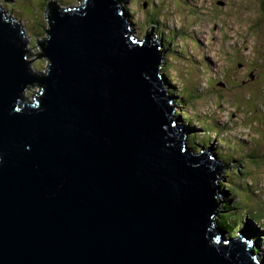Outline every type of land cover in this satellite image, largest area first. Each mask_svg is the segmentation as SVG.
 Returning a JSON list of instances; mask_svg holds the SVG:
<instances>
[{
  "label": "water",
  "instance_id": "obj_1",
  "mask_svg": "<svg viewBox=\"0 0 264 264\" xmlns=\"http://www.w3.org/2000/svg\"><path fill=\"white\" fill-rule=\"evenodd\" d=\"M124 4L49 2L44 70L0 6V264H262L216 226L233 165L189 144Z\"/></svg>",
  "mask_w": 264,
  "mask_h": 264
},
{
  "label": "rangeland",
  "instance_id": "obj_2",
  "mask_svg": "<svg viewBox=\"0 0 264 264\" xmlns=\"http://www.w3.org/2000/svg\"><path fill=\"white\" fill-rule=\"evenodd\" d=\"M51 1L0 0L9 15L22 21L33 50L30 58L40 70L48 60L39 56L38 40L47 36ZM54 1L61 6L85 2ZM124 8L135 35L152 33L163 43L165 87L178 96L174 113L180 122H187L186 115L192 119L188 124L202 128L189 132V144L197 151L211 148L222 164L233 165L222 172L217 224L226 237L222 224L235 220L238 237H245L246 226L256 228L260 233L252 250L258 249L255 254L264 264V1L125 0ZM25 93L33 99L32 87ZM184 108L190 115L181 112ZM225 183L235 185V194ZM259 212L261 218L255 215Z\"/></svg>",
  "mask_w": 264,
  "mask_h": 264
},
{
  "label": "trees",
  "instance_id": "obj_3",
  "mask_svg": "<svg viewBox=\"0 0 264 264\" xmlns=\"http://www.w3.org/2000/svg\"><path fill=\"white\" fill-rule=\"evenodd\" d=\"M264 1V0H263ZM164 40H168L169 42L171 41V38L170 37H168V36H165V38H164ZM168 74L167 72H164V74ZM262 75H264V73H262ZM184 89H186V88H184ZM183 89V93L185 92L186 93V91ZM171 93H173L174 94V91L172 92L171 91ZM184 93V94H185ZM187 94V93H186ZM188 95V94H187ZM187 95H185V97L187 96ZM188 98H189V95H188ZM182 112L183 113H185V114H187V113H189V115H190V112L188 111V109H186V108H184V109H182ZM185 117H186V115H185ZM187 120H192L191 118H187L186 119V121ZM192 137V136H191ZM191 137H189L188 139L191 141V142H193L192 141V139H191ZM226 184V183H225ZM227 185V189H229L233 194H235V190H236V187H235V185L234 184H232V183H227L226 184ZM221 186H223V183L221 184ZM234 209H238L239 207L237 206V203H234ZM229 211H230V209H228ZM228 213H231V212H228ZM228 213H226L225 215H224V218H226V216H227V214ZM258 214H261V212H259V213H255V215H258ZM258 218H261V216H259L258 215ZM235 219H236V217H235ZM241 224H242V222H240ZM219 224V226H221V222H219L218 223ZM217 224V225H218ZM223 226H225L224 228H226L228 231H229V233H228V235H232L233 233H234V231L238 228V225H237V222H236V220H235V222L233 223V224H231L230 226L229 225H224V224H222ZM244 226V225H243ZM244 231L246 232V234L248 235V236H250V237H252V239H254L253 237H257V235H258V233H260L256 228H253V226L251 227V226H246L245 227V229H244ZM256 251V250H255ZM264 260V259H263Z\"/></svg>",
  "mask_w": 264,
  "mask_h": 264
},
{
  "label": "clouds",
  "instance_id": "obj_4",
  "mask_svg": "<svg viewBox=\"0 0 264 264\" xmlns=\"http://www.w3.org/2000/svg\"><path fill=\"white\" fill-rule=\"evenodd\" d=\"M182 113H183V112H182ZM184 116H185V115H184ZM186 118H187V116H186L185 119H183V120H186ZM184 122H185V121H184ZM204 131H206V130H204ZM188 142H189V141H188ZM218 225H219V224H218ZM237 229H238V228H237ZM237 229L234 231V233H235V232L237 233ZM225 230H227V229L225 228ZM227 231H228V230H227ZM228 233H229V231L227 232V234H228ZM234 233L232 234V237L235 236ZM244 233H245V231H244ZM230 236H231V235H230ZM248 237H249L248 239H249L250 242H251V238H252V237H250V236H248ZM253 238H254V237H253ZM259 238H260V237H259ZM257 240H258V239H255V238H254V242H256ZM263 240H264V239H263ZM257 242H258V241H257ZM255 252H256V251H255ZM257 252H258V251H257ZM260 260H261V259H260ZM261 262H262V261H261ZM262 264H263V263H262Z\"/></svg>",
  "mask_w": 264,
  "mask_h": 264
},
{
  "label": "bare ground",
  "instance_id": "obj_5",
  "mask_svg": "<svg viewBox=\"0 0 264 264\" xmlns=\"http://www.w3.org/2000/svg\"><path fill=\"white\" fill-rule=\"evenodd\" d=\"M173 100H174V98H173ZM180 102H181V101H180ZM217 134H218V133H217ZM216 226H217V227H220L219 225H216ZM220 228H221V227H220ZM251 241L253 242V241H254V239H252V238H251ZM252 244H253V243H252ZM252 247H253V248H255L254 244H253V246H252ZM257 250H258V249H257ZM257 250H256V251H257ZM259 258H260V257H259Z\"/></svg>",
  "mask_w": 264,
  "mask_h": 264
}]
</instances>
